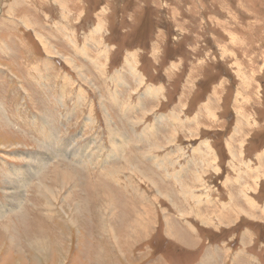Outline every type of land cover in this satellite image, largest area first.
<instances>
[{"label": "rangeland", "instance_id": "374dc122", "mask_svg": "<svg viewBox=\"0 0 264 264\" xmlns=\"http://www.w3.org/2000/svg\"><path fill=\"white\" fill-rule=\"evenodd\" d=\"M81 87L68 166L0 125V264H264V0H0V115Z\"/></svg>", "mask_w": 264, "mask_h": 264}, {"label": "bare ground", "instance_id": "6f19581e", "mask_svg": "<svg viewBox=\"0 0 264 264\" xmlns=\"http://www.w3.org/2000/svg\"><path fill=\"white\" fill-rule=\"evenodd\" d=\"M239 63V62H238ZM238 66V65H237ZM240 66V65H239ZM105 72V71H104ZM102 72V73H104ZM101 73V74H102ZM106 73V72H105ZM143 84V83H142ZM144 85V84H143ZM142 85V86H143ZM84 90H86L85 88H82L81 87V90L78 91V89H75V90H72L70 93H69V98L67 100H65V96L64 95H60L59 96V107L61 108V110H59L58 113H56L54 115V118L50 119V115H47L45 112L43 111H38L35 109V100H31L30 101H26V106L28 107L29 110H31L32 112L30 113V116L28 118H25L24 122L21 120L19 122H16V121H13L11 116H7V117H4L2 115H0V125L2 126H8L9 124L11 125H14V126H17L21 131H23L24 133H30V136H36L37 135V139H33L32 140V145L34 146H38L40 148H42L45 152L44 153H40L39 155H37L35 157V149L32 148V150L30 152H27V153H22L23 155L21 156L22 158L24 159H28V158H31L33 159L32 163L33 162H36V164L38 165L35 166L38 169L35 170L34 169V173H39L43 170V168L46 167V163L47 165L51 162V159H56L59 161V165H62L64 164L65 162V159H68V158H72V157H76V156H84L82 155L83 152L85 151L82 150L81 148H77L76 146L79 145V143L75 142V140H72V138L70 137L71 135V130H74L75 128H77L81 121L80 119L83 118L85 116V114L87 112H84L83 114L81 115H73L72 113L69 115L70 111L73 109V106L70 105V97L71 95H75V94H80L78 97L81 98L83 101H85L84 99V95L82 94L84 92ZM17 92V91H16ZM18 93V92H17ZM19 94V93H18ZM39 94H40V91H39ZM39 96V95H38ZM37 96V97H38ZM75 100L74 97H72V101ZM53 102V101H52ZM10 108H11V113H14L15 110H14V106H12V104L10 103ZM86 108V107H85ZM86 111L87 108H86ZM90 114L89 112L86 114L88 115ZM73 116H75L76 118L79 119V122L76 123V125H71V130L70 129H66L67 132L65 131L64 127H66V123L68 122V118H72ZM95 124L96 126L97 125H101V124H104L106 129L108 128V126L110 124H105L101 119H99V116H97L95 119H92V117L90 118ZM41 120H48V125L44 126L42 125L39 121ZM89 120V119H88ZM39 123V124H38ZM98 129V128H97ZM86 148V147H85ZM117 149V148H116ZM115 149V150H116ZM199 152V151H198ZM17 153V152H16ZM21 153V152H20ZM11 153H9L7 155V157H9L8 159H1L5 162L4 165L6 166H9L10 169H12V166L16 163H21L20 161H17V160H13L11 158ZM201 156V155H199ZM131 157V156H130ZM85 159V157H83V160ZM0 160V163H2ZM31 165V164H30ZM65 166H68L66 163H65ZM31 168V167H30ZM20 169V168H19ZM21 171V170H20ZM14 172V173H11L10 175L14 176V181L16 182V184L19 185V183L23 182L26 178L24 176L23 173L21 172ZM25 171V169H24ZM28 172V171H27ZM30 173V172H29ZM113 175V174H112ZM83 177H85L86 180H90L92 182H101L102 184V181L105 179V181H111L114 179L113 178H107L105 176L104 179H99V178H96L95 176L93 175H86V174H83ZM88 178V179H87ZM152 180V179H151ZM37 181L38 179L34 180L32 184H30L28 186L27 189H25L26 191V199L25 201H27V192L30 188H35V185L37 184ZM39 182V181H38ZM43 182V181H42ZM148 183V182H147ZM26 185V183H24ZM44 184H42L43 186ZM37 189V188H36ZM121 189V188H119ZM56 190V189H55ZM53 190V191H55ZM121 191V190H120ZM122 192V191H121ZM160 192V191H159ZM19 193V196L18 197V194ZM55 193V192H54ZM1 194V193H0ZM21 194L22 192H16L15 195H12L13 197L11 198L14 202L15 201H18L19 203H16L17 206H13L12 208H10L11 210H14L16 207L20 206V199H21ZM123 195H126L125 193L122 192ZM50 195V194H48ZM161 195V194H160ZM47 197V196H46ZM188 198V197H187ZM56 199V198H55ZM23 201V200H22ZM39 200L37 199V202ZM13 203V202H12ZM0 204H2L1 200H0ZM25 208L23 209L24 212L26 213V211L28 212V210L26 209V203L24 204ZM39 205L36 204V207H38ZM176 206V205H175ZM253 207H255L254 205H252ZM201 207V206H200ZM200 211V210H199ZM112 213L115 212L114 210L111 211ZM128 212H132L133 214L136 215V217L139 218V215H137L135 213V211L129 209ZM148 212V209H146L145 213ZM185 212V211H184ZM230 213V212H229ZM4 214H7L5 216H3ZM49 214V213H48ZM50 214H52V212L50 211ZM97 214H100V213H97ZM16 215L18 214H11V213H8V210H0V226L3 230L4 226L7 224L8 221H12L14 222L15 218H16ZM182 215V213L180 214ZM186 215V214H185ZM44 216V214H43ZM48 216V215H47ZM197 216V215H196ZM183 217V216H182ZM180 219V218H179ZM15 224V223H14ZM145 224L147 225V223L145 222ZM181 224V223H180ZM214 224V223H213ZM14 227L17 228L16 224L14 225ZM12 228V226L10 227V229ZM19 229V228H17ZM170 229V228H169ZM175 230V229H174ZM178 230V229H176ZM176 232V231H174ZM181 232V231H180ZM16 234H14L15 236ZM178 235V234H176ZM248 236V235H247ZM14 238V237H13ZM184 238H182L183 240ZM22 241H24L22 239ZM21 241V242H22ZM177 241V240H176Z\"/></svg>", "mask_w": 264, "mask_h": 264}, {"label": "crops", "instance_id": "0c3cea01", "mask_svg": "<svg viewBox=\"0 0 264 264\" xmlns=\"http://www.w3.org/2000/svg\"><path fill=\"white\" fill-rule=\"evenodd\" d=\"M70 105L73 106V109L70 111L69 115L72 113L73 115H81L83 114L84 112H87L86 111V108H85V104H83L82 106H77V104H79L80 102L81 103H85L86 101H83L81 98L78 97V99H76V104H72V98L70 97ZM92 125H94V129L96 130V124L89 118L88 120ZM90 124V125H91ZM41 190V189H40Z\"/></svg>", "mask_w": 264, "mask_h": 264}]
</instances>
